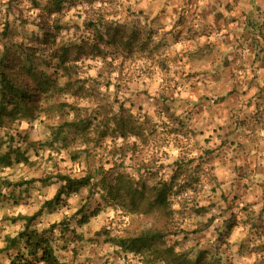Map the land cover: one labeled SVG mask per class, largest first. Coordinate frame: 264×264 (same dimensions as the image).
I'll return each instance as SVG.
<instances>
[{
  "label": "rangeland",
  "instance_id": "374dc122",
  "mask_svg": "<svg viewBox=\"0 0 264 264\" xmlns=\"http://www.w3.org/2000/svg\"><path fill=\"white\" fill-rule=\"evenodd\" d=\"M50 2L0 0V50L17 45L15 70L33 72L32 115L0 129V154L19 153L0 165V251L23 229L9 218L38 213L53 178L91 176L33 223L68 224L54 234L61 264H146L119 240L152 227L192 258L264 264V0ZM173 180L164 213L155 188Z\"/></svg>",
  "mask_w": 264,
  "mask_h": 264
},
{
  "label": "trees",
  "instance_id": "16d2710c",
  "mask_svg": "<svg viewBox=\"0 0 264 264\" xmlns=\"http://www.w3.org/2000/svg\"><path fill=\"white\" fill-rule=\"evenodd\" d=\"M60 1L61 0H51L47 5L48 9L51 10L53 8L54 11H52V13H58L62 8ZM106 34H109V30ZM100 35L101 39L104 40L103 35ZM105 41L106 43L112 44L116 41L115 36ZM41 42L44 44L49 42L55 43V40L51 38L50 34H45ZM16 47L17 45L15 44L11 46L4 45L2 50H0V129L7 128L8 123L20 122L23 118H27L28 114L32 115V111L29 112V110H27V92L25 89L27 85L24 81L26 80L24 77L30 79L29 74L33 73L32 67L25 66L24 68L20 66L18 71L15 70V64L19 60L17 58L18 54H16L17 50H15ZM67 50L68 49L59 50V52L55 54V58L59 61L60 68L64 72L69 69ZM96 51L100 54L103 53L99 47H96L95 52ZM23 75L25 76L23 77ZM68 86H70L69 79ZM17 153L18 150H10L9 152L0 154V165L9 163L8 161L10 160L12 161L11 156ZM18 155L19 153L17 156ZM17 156H15V159H17ZM93 179L94 178L91 176L72 178L68 175H57L53 178V182L59 183V188L52 199L42 204L38 213L32 216L19 215L15 218H9L13 223H23V229L18 232L15 237H8L6 240V247L1 250L2 252L11 249L17 250L15 255L10 256L9 264H61L59 258H57L56 249L54 247V234L59 225L64 227V232H67L68 224L63 221L59 225L54 224L48 229L38 230L32 227L33 223L45 210L51 211L59 207L63 200V196L89 187ZM26 183L27 182H24V184H19L18 186L21 187ZM171 183L170 185L167 183L160 184L159 188H155L156 193L154 194L153 203L160 206L164 213L170 211L168 197L170 191L174 188V180ZM12 186L13 185L8 184L7 187L10 188ZM126 191L129 193L130 188ZM135 191L137 192V190ZM262 215L263 210L261 211V216ZM232 224L233 222H230L228 230L232 228ZM169 231L171 230H165L159 227L148 228L137 236L120 239L119 244L127 252L136 256H141L142 261L146 264H221L217 262L216 259L209 260V254L206 251L199 252L196 258H192L188 254L177 252L174 246L166 242ZM170 234L173 235L172 232H170ZM176 234L177 232L174 233V235Z\"/></svg>",
  "mask_w": 264,
  "mask_h": 264
},
{
  "label": "crops",
  "instance_id": "0c3cea01",
  "mask_svg": "<svg viewBox=\"0 0 264 264\" xmlns=\"http://www.w3.org/2000/svg\"><path fill=\"white\" fill-rule=\"evenodd\" d=\"M262 131V135H264V131H263V129L261 130ZM264 153V151L262 152V154H260V155H257V156H255V157H257V159H258V163L260 164V163H264V157H263V154ZM261 170H262V172L264 173V164L262 165H259V167H258V170L256 171V174L259 176V177H262V178H264V175H261L260 173H261ZM256 207H258L259 209L261 208L262 210H264V203H262L261 205H257Z\"/></svg>",
  "mask_w": 264,
  "mask_h": 264
}]
</instances>
